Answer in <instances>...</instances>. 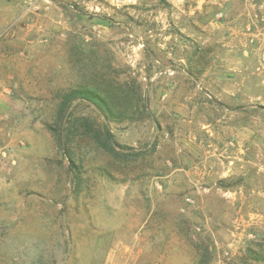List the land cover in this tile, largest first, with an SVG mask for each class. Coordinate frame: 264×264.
<instances>
[{
    "label": "rangeland",
    "instance_id": "374dc122",
    "mask_svg": "<svg viewBox=\"0 0 264 264\" xmlns=\"http://www.w3.org/2000/svg\"><path fill=\"white\" fill-rule=\"evenodd\" d=\"M103 74L149 111L78 98L123 147L68 151L59 92ZM202 259L264 264V0H0V264Z\"/></svg>",
    "mask_w": 264,
    "mask_h": 264
},
{
    "label": "trees",
    "instance_id": "16d2710c",
    "mask_svg": "<svg viewBox=\"0 0 264 264\" xmlns=\"http://www.w3.org/2000/svg\"><path fill=\"white\" fill-rule=\"evenodd\" d=\"M135 82L134 84L122 82L119 78L114 76L109 78L106 75L86 80L77 86L59 92L60 100L54 114L57 125L50 126L56 141L69 151L75 136H89L98 143L100 148L112 153L117 152V147L123 146L116 139L109 128L110 126L106 123L101 126L97 119L77 114L72 106L74 101L80 98L96 104L109 119L119 121L141 119L144 115L143 109L149 111V103L144 97L141 87L138 88L140 85L136 86ZM196 264L207 263L202 259Z\"/></svg>",
    "mask_w": 264,
    "mask_h": 264
}]
</instances>
